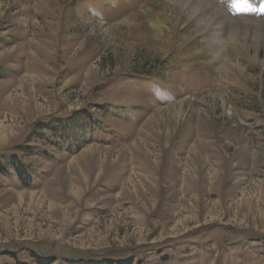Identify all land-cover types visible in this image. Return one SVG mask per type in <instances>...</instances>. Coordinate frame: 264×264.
Masks as SVG:
<instances>
[{
  "label": "rangeland",
  "instance_id": "374dc122",
  "mask_svg": "<svg viewBox=\"0 0 264 264\" xmlns=\"http://www.w3.org/2000/svg\"><path fill=\"white\" fill-rule=\"evenodd\" d=\"M195 1L0 0V264H264V0Z\"/></svg>",
  "mask_w": 264,
  "mask_h": 264
},
{
  "label": "bare ground",
  "instance_id": "6f19581e",
  "mask_svg": "<svg viewBox=\"0 0 264 264\" xmlns=\"http://www.w3.org/2000/svg\"><path fill=\"white\" fill-rule=\"evenodd\" d=\"M178 2H179V4H181V6H182V8L184 7V8H186V10L188 11V12H192L193 14H194V16H198V13H200L199 14V18H201V13H204L206 10H203V7H202V3H197L195 0H177ZM203 11V12H202ZM212 16L211 17H216V15H219V13H212L211 14ZM198 18V17H197ZM198 18V19H199ZM210 19H212V18H210ZM199 21V20H198ZM249 25V24H248ZM234 26V25H233ZM263 26V25H262ZM236 27V30L235 31H233V32H235V35H242V32L241 31H243V29H244V27H240V26H235ZM249 27V26H248ZM252 27V26H251ZM205 29V28H204ZM233 29V28H232ZM256 29V28H255ZM250 30V29H249ZM262 31V30H261ZM260 31V32H261ZM250 32V31H249ZM248 32V33H249ZM245 33V32H244ZM247 33V32H246ZM246 33L244 34V36L242 37V36H240V37H238V38H243V42L244 43H246V44H248V45H250V47H258V48H261V49H263L264 50V43H261V44H258V42L257 43H254V41H251V38H248L247 36H246ZM263 33V32H262ZM253 34V33H252ZM256 34H257V32H256ZM250 35H251V33H250ZM256 38V37H255ZM250 39V40H249ZM264 52V51H263Z\"/></svg>",
  "mask_w": 264,
  "mask_h": 264
},
{
  "label": "trees",
  "instance_id": "16d2710c",
  "mask_svg": "<svg viewBox=\"0 0 264 264\" xmlns=\"http://www.w3.org/2000/svg\"><path fill=\"white\" fill-rule=\"evenodd\" d=\"M170 89H172L173 91H174V88H170ZM116 105H111L110 107H108V109L107 110H105V111H109V112H112V113H114V112H117V111H115V109L118 107V106H120V105H117L116 107H115ZM123 107V106H122ZM115 108V109H114ZM114 109V110H113ZM116 114V113H115ZM97 120H101L102 121V119H97ZM106 124H108V122H106ZM76 128H78V127H76ZM54 128H50V126H48L47 127V129L45 130L46 132L47 131H50V132H56L55 131V129L53 130ZM15 163L12 161V165H14ZM15 167L16 168H18L17 169V172H19V173H17L21 178H24V175L23 174H21V171H20V164H18L17 162H16V164H15ZM39 264H42L41 262L39 263ZM71 264H131V263H129V261H127V260H125V259H115V260H111V261H105L104 259H101V260H92V261H82V262H80V263H76V262H73V263H71Z\"/></svg>",
  "mask_w": 264,
  "mask_h": 264
}]
</instances>
